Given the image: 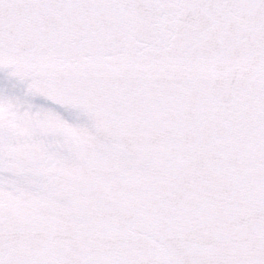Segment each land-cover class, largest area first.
Returning <instances> with one entry per match:
<instances>
[{
  "label": "snow or ice",
  "instance_id": "obj_1",
  "mask_svg": "<svg viewBox=\"0 0 264 264\" xmlns=\"http://www.w3.org/2000/svg\"><path fill=\"white\" fill-rule=\"evenodd\" d=\"M0 264H264V0H0Z\"/></svg>",
  "mask_w": 264,
  "mask_h": 264
}]
</instances>
